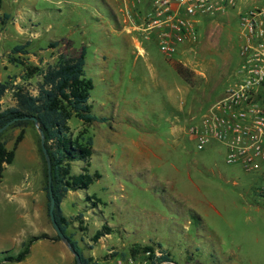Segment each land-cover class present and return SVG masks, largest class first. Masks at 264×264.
Here are the masks:
<instances>
[{"label": "rangeland", "instance_id": "1", "mask_svg": "<svg viewBox=\"0 0 264 264\" xmlns=\"http://www.w3.org/2000/svg\"><path fill=\"white\" fill-rule=\"evenodd\" d=\"M262 1L236 0V7L253 8ZM123 7L121 0H2L0 81L9 75L21 81L24 65L13 57L39 67L31 79L36 83L85 49V75L94 82L89 103L104 118L88 126L96 150L89 171L98 170L102 178L65 200V213L74 217L67 232L87 253L92 236L107 223L113 229L104 238L113 246L107 256L114 257L108 264H264V165L248 172L243 164L227 161L224 144L213 141L200 149L188 133L192 122L239 78L237 9L201 18L196 47L180 56L190 80L181 78L166 88L161 80L165 71L179 77L172 60L154 38L140 37L146 51L142 55L135 33L125 27ZM26 42L27 54L12 52ZM54 42L57 46H51ZM177 86L181 98L175 115L179 118L180 109L182 115L175 134L168 129L166 105ZM12 102L9 93L3 108ZM69 124L75 135L85 126L75 116ZM151 124H158L154 132L146 130ZM20 130L10 127L0 140L11 149ZM25 130L0 182V253L17 254L24 240L43 238L23 261L0 264H65L67 253L74 264L73 253L55 239L49 216L40 133L32 122ZM151 136L163 141L157 154L152 146L145 147ZM84 166L73 162L72 174ZM87 195L100 203L93 208ZM103 245L94 254L104 252ZM146 246L157 255L164 249L170 260L151 258Z\"/></svg>", "mask_w": 264, "mask_h": 264}, {"label": "built area", "instance_id": "2", "mask_svg": "<svg viewBox=\"0 0 264 264\" xmlns=\"http://www.w3.org/2000/svg\"><path fill=\"white\" fill-rule=\"evenodd\" d=\"M121 1L125 27L135 33L137 48L144 51L140 37L154 38L165 56L183 64L180 56L199 41L201 18L226 15L236 6V0ZM239 22V78L192 122L188 133L200 149L213 141L224 144L227 161L249 172L264 165V6L239 12Z\"/></svg>", "mask_w": 264, "mask_h": 264}, {"label": "trees", "instance_id": "3", "mask_svg": "<svg viewBox=\"0 0 264 264\" xmlns=\"http://www.w3.org/2000/svg\"><path fill=\"white\" fill-rule=\"evenodd\" d=\"M1 7L2 0H0V9ZM57 44L58 42H54L51 43V46H57ZM28 45L29 42L17 44L13 47L12 52L19 55L27 54L29 52ZM84 51L85 49H82L72 62L43 73L36 83H33L31 79L39 72V67L27 63L23 57H13L15 63L24 65V73L19 82L16 76L10 75L7 79L0 81V127L14 120L8 128L21 127V130L16 136L14 146L11 149L7 147L5 140H0V182L6 165L13 163L15 160L17 147L25 138L26 125L30 122L34 124L30 117L35 116L38 119L39 126L45 132L46 147L52 159V184L56 199V220L81 254L82 264H92L93 258L86 256L80 248L78 240L73 239L67 232L72 221L61 207L70 190L88 189L92 183L102 178V174L98 170L93 173L89 171L94 154V139L91 135H88V126L104 118L95 115L92 112V105L89 103L94 82L92 78L85 75ZM184 66L183 63H176L177 71L185 80L189 81V74ZM9 93L13 102L3 108V99ZM74 116L81 119L85 125L77 135L74 134L69 124L70 119ZM40 150L43 153L42 146ZM75 161L85 163L82 171L76 175L71 172L72 164ZM46 189L49 210L51 200L48 184ZM87 199L91 201L93 207L100 203V199L94 195H87ZM112 230L107 223H104L92 236V243L89 248H92L93 244L97 243L102 237L110 234ZM41 238L43 237L31 236L24 240L21 244L22 249L17 254L1 252L0 262L23 261L30 254L32 244ZM55 239L60 240L58 234ZM145 250L150 252L151 258H155L160 263L170 260V253L164 249L160 251V255L156 254L155 248L152 246H146ZM74 262V264H77L76 258Z\"/></svg>", "mask_w": 264, "mask_h": 264}, {"label": "crops", "instance_id": "4", "mask_svg": "<svg viewBox=\"0 0 264 264\" xmlns=\"http://www.w3.org/2000/svg\"><path fill=\"white\" fill-rule=\"evenodd\" d=\"M259 4L260 5H256L253 8L264 6V1L260 2ZM236 9H237V7L235 6V8H233V10H236ZM249 9H252V8L244 9L243 7H239L237 9L236 13L239 16V12L247 11ZM230 10H232V9H230ZM212 33H213V31H211L210 34L208 35V37H207L208 41L210 40L211 35H213ZM196 45H197V43H196ZM196 45H195V47H196ZM208 49H209V47H208ZM144 54L146 55V51L145 50H144V52H142V55H144ZM175 61L176 60H172V61H170V63L172 65V68L174 69V72H177L179 77H177V75L175 73L172 74L171 72L165 71L164 74L161 76V80L164 82V85L166 86V88H169L168 85H174L175 86V82L174 81H177V83H179V79L183 78L181 76V74L177 71V67H176ZM177 63H178V61H177ZM177 87L178 88L176 89V94L172 93L171 90L169 91V93L171 92L173 96H170V98L168 97L169 99H167V105H166L167 109H168V120L170 122V125H169L168 129H171V132H173L175 134H178L179 128H181V124L179 125V123L181 122V115H182V110L181 109H180V111H177V113L179 114V118H176L177 115H175L176 114V99H178V101L180 102V98H181V94L179 92V86H177ZM169 93H168V96H169ZM172 99H173V101H172ZM151 125H152L151 128L150 129H146V130L149 131V132H154L155 129L158 127V124H156V125L151 124ZM150 144H152V145H150ZM162 144H163V141L159 140L157 138V136H151L150 139H146L145 140V147L149 148V147L152 146L153 148L156 149L155 152L152 151V153H154V154H157V151L159 150V146H161ZM94 146H95V140H94ZM143 147H144V145H143ZM95 151L96 150L94 148V153H95ZM145 153H148V152H145ZM145 155H147V154H145ZM72 192H76V191L70 190L67 193L66 197L64 198V200H63V202L61 204V207H62V210H63L64 213H65V210H64L65 200L68 198V196ZM93 208H95V207H93ZM65 214L67 215V213H65ZM67 216L71 219V221L74 219V217L72 215H67ZM104 238L105 237H102L97 243L93 244L92 248H89L87 250V253H84L86 256L93 258L92 264H93V262H95L96 264H108L110 262V260L112 258H114V257H111L110 255L107 256V254L112 251L111 247H113V246H112V244H107L108 239H104ZM102 242H104V245H103L104 252H101L100 254H98V253L94 254L93 251ZM54 245L58 247V244L54 243ZM65 258H66L65 259L66 260L65 264H71L69 253L66 254Z\"/></svg>", "mask_w": 264, "mask_h": 264}, {"label": "water", "instance_id": "5", "mask_svg": "<svg viewBox=\"0 0 264 264\" xmlns=\"http://www.w3.org/2000/svg\"><path fill=\"white\" fill-rule=\"evenodd\" d=\"M30 119L32 121H34L40 136H41V146H42V150L44 153V156L46 158V162H47V171H48V188H49V195H50V208H49V214H50V219L52 222V225L56 231V233L59 235L61 241L66 245V247L73 253V255L76 258L77 264H82V258H81V254L77 251V249L74 247V245L71 243V241L69 240L68 236L65 234V232L62 230V228L60 227L59 223L56 220L55 217V206H56V199L54 196V192H53V169H52V159L51 156L48 152V149L46 147V142H45V132L44 130L39 126V122L38 119L33 116L30 117ZM14 122V120L9 121L8 123H6L5 125H3L2 127H0V134L6 130L12 123Z\"/></svg>", "mask_w": 264, "mask_h": 264}]
</instances>
